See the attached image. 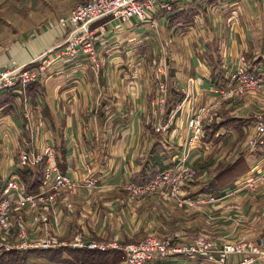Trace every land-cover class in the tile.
Returning a JSON list of instances; mask_svg holds the SVG:
<instances>
[{"label": "crops", "instance_id": "obj_1", "mask_svg": "<svg viewBox=\"0 0 264 264\" xmlns=\"http://www.w3.org/2000/svg\"><path fill=\"white\" fill-rule=\"evenodd\" d=\"M87 1L0 0V23L13 31L0 35V66L9 61L27 65L62 43L64 32L51 22L75 3ZM170 2L173 15L193 14L191 25L161 13L152 15L156 27L138 20L124 26L109 20L94 25L100 72L93 73L87 57L80 54L53 67L52 77L32 85L28 110L37 129L24 130L18 100L0 101V196L6 181L24 173L18 155L27 150L42 154L49 147L51 162L68 178L79 183L90 177L95 180L91 188L58 195L46 210H20L13 200V229L3 237L5 242L15 241L19 223L26 228L28 241L68 243L80 234L108 246V251L117 250L110 244L140 243L150 236L185 243L203 234L218 247L260 240L264 185L254 193L235 190L264 170V146L253 149L247 144L256 134V116H264V85L254 92L237 93L232 91L230 75L242 63L248 73L264 74V0ZM9 13L23 28L6 21ZM164 62L166 115L159 117L153 106L158 92L152 75L154 66ZM201 108L209 109L212 121L201 141L187 149V122ZM158 121L168 125L166 132H154ZM31 136L34 139L28 141ZM184 153L198 174L183 187L181 196L204 203L179 207L158 194L128 200L123 187L148 184ZM46 159L45 155L44 164ZM238 160L244 161L246 172L228 193L215 188L204 193L203 187H212L221 168ZM32 182L28 177L23 182L27 192L42 188L43 182L29 189ZM210 197L213 201L207 202ZM66 249L80 250L60 246L43 250L45 256L25 251V264H76L62 252ZM52 252L62 253L63 261L54 260ZM238 259L230 255L226 264ZM147 264L214 263L202 256H175Z\"/></svg>", "mask_w": 264, "mask_h": 264}, {"label": "built area", "instance_id": "obj_2", "mask_svg": "<svg viewBox=\"0 0 264 264\" xmlns=\"http://www.w3.org/2000/svg\"><path fill=\"white\" fill-rule=\"evenodd\" d=\"M190 3H199L205 0H187ZM161 13L165 16L173 14V4L170 0H90L79 4L59 15L54 25L64 32L62 43L50 51L40 55L28 65H40L29 69L28 65H18L9 61L5 67L0 66V94L12 92L17 100L23 103V116L29 123L31 116L28 110L26 89L37 83L47 68H53L66 63L78 55L87 57L89 69L97 74L102 63L96 51L97 36L94 25L102 19H109L119 26L127 25L132 20L148 23L156 27L152 15ZM153 80L157 84L158 97L153 104L154 111L161 117L166 109L167 97V66L164 63L154 66ZM230 82L237 93L254 92L264 85V74L255 76L247 72L242 63L230 75ZM231 94V93H230ZM225 95V94H222ZM20 97V99H19ZM209 109L201 108L196 111L187 122L188 139L187 149L199 143L204 129L210 125L212 118ZM29 128V126H28ZM154 132H166L168 125L160 121L154 124ZM256 135L251 137L247 144L250 148L264 145V116H256ZM186 150V148L184 149ZM45 155H51V149L46 148L42 154L29 155L22 152L18 156V163L23 167L35 166L44 161ZM43 185L37 192H27L23 189L18 177L6 181L0 196V254L10 252H24L29 250H49L60 246L80 250L105 251L108 247L88 241L80 234L75 235L68 243L57 244L54 240L28 241L26 228L17 224L15 241L7 243L3 239L11 235L13 223L10 221L13 200L17 209L33 211L50 209L58 195H72L81 188H91L95 185L93 178H87L82 183L76 182L60 173L50 157L45 160ZM197 170L187 164V154H181L170 169L160 173L146 185L128 184L123 187L129 201H140L143 197L157 195L165 201H174L179 207L184 205L193 207L204 203L202 200L186 201L182 198V189L191 180L196 178ZM264 182V175L251 179L247 187L253 189L255 183ZM213 199L208 198L207 202ZM206 203V202H205ZM109 248L124 253V260L119 264H147L155 259H166L175 256L195 257L202 256L214 264H226L230 255H238L236 264H264V234L258 242L243 241L236 244H224L218 247L203 234L195 235L185 243H175L169 237L150 236L144 241L134 244H110Z\"/></svg>", "mask_w": 264, "mask_h": 264}, {"label": "trees", "instance_id": "obj_3", "mask_svg": "<svg viewBox=\"0 0 264 264\" xmlns=\"http://www.w3.org/2000/svg\"><path fill=\"white\" fill-rule=\"evenodd\" d=\"M174 14V13H173ZM172 14L173 20H178L184 26H189L192 24V13H180V14ZM14 99V96L10 93H6L0 96V101L2 103H10ZM45 164L39 163L35 166H27L24 170V173H21V178L25 183L26 177L29 179L32 178V184L29 186V189H36L39 185L42 184L43 181V172H44ZM246 167L244 161L238 160L237 162L228 164L221 168L217 174L214 176L213 185H208L209 189L215 188L218 190H223L228 186H231L234 181L246 172ZM1 186V180H0ZM28 189V188H27ZM209 191V190H208ZM206 191V192H208ZM213 191V189H212ZM36 252V251H35ZM41 252L42 255H46L45 251H38L37 254ZM68 256L76 264H119L124 260V253L118 250H110V251H90V250H70L66 249L62 251ZM52 258L58 261H63L60 259L62 253L60 252H52ZM40 255V254H39ZM0 264H25L24 256L17 252L4 253L0 255Z\"/></svg>", "mask_w": 264, "mask_h": 264}, {"label": "rangeland", "instance_id": "obj_4", "mask_svg": "<svg viewBox=\"0 0 264 264\" xmlns=\"http://www.w3.org/2000/svg\"><path fill=\"white\" fill-rule=\"evenodd\" d=\"M90 1V0H89ZM88 2V1H87ZM78 3H81V2H78ZM78 3H75L76 5H79ZM86 3V2H85ZM82 4H84V3H82ZM75 5V6H76ZM73 8V7H72ZM71 9V8H70ZM69 9V10H70ZM16 20H18V18L17 17H15L13 14H11V13H9V15H7L6 16V21H13L14 23H15V25L18 27V28H23L22 26H20V24H18V22L16 21ZM56 20V19H55ZM55 20L53 21V22H51V25H52V27H56L55 25H54V22H55ZM106 20H109V19H102V20H100V21H98V22H96V24H95V26H97V25H99L100 23H102V22H104V21H106ZM51 25H49V26H51ZM16 26H14V27H16ZM95 28V27H94ZM13 33V31L9 28V26H7V25H4V24H1L0 23V35L1 34H4V35H7V36H9L10 34H12ZM1 37V36H0ZM8 38V37H7ZM64 40V39H63ZM28 65V64H27ZM40 65H38V64H35V65H28V68L29 69H35V68H37V67H39ZM52 69L53 68H47L46 70H45V72H44V74L42 75V77H40V80L37 82V83H34V84H39V83H41L44 79H48V78H50V77H52V75H53V71H52ZM101 70V69H100ZM100 70H99V72H100ZM98 72V73H99ZM97 73V74H98ZM167 83V82H166ZM33 84V85H34ZM32 85H30L27 89H26V97L28 98L29 96V89H30V87H31ZM8 93H10V94H12L13 96H14V99H16L17 100V96H16V94H14V93H12V92H8ZM34 98H36V97H34ZM13 99V100H14ZM19 99H20V97H19ZM20 106H21V116L23 117V120H24V126H23V128H24V130L26 131V132H28V130H35V128H36V126L34 125V123H33V121L32 120H30V122L28 123L27 122V120L24 118V116H23V114H22V112H23V110H24V108H23V103L22 102H20ZM163 115L165 116L166 115V109H165V111H164V113H163ZM162 117V116H161ZM28 126H29V129H28ZM255 127H256V122H255ZM37 129V128H36ZM256 132H257V130H256ZM256 135V134H255ZM31 138V139H30ZM29 139H28V141H32L34 138L31 136ZM25 140V142L27 141V137L24 139ZM262 146H264V145H262ZM259 147H261V146H259ZM47 148H49V147H47ZM256 148H258V146L257 147H254L253 149H256ZM22 152H24V153H26V154H29V155H38V154H35L32 150H27V151H22ZM21 152V153H22ZM20 153V154H21ZM19 154V155H20ZM18 155V156H19ZM49 156H52V153H51V155H49ZM48 155L46 156V158H48L49 157ZM43 162V161H42ZM42 162H40V163H42ZM53 163V162H52ZM55 165V164H54ZM56 166V165H55ZM193 167V166H192ZM57 168V167H56ZM195 168V167H194ZM23 169H26V167H23ZM44 169H45V166H44ZM58 169V168H57ZM196 169V168H195ZM59 170V169H58ZM197 170V169H196ZM60 171V170H59ZM44 173V172H43ZM60 173H62V174H64L63 172H61L60 171ZM197 174H198V170H197ZM65 175V174H64ZM216 175V174H215ZM264 175V170L263 171H261L260 173H258V174H256V175H254V176H251V177H249L248 178V180L247 181H243L242 183H239V187H238V189H236L235 191H240L241 189H244V190H247V191H249V192H251V193H254V192H256L257 191V186H262V185H264V182H262V183H260V182H258V183H255L254 185H253V189H250L249 187H247L246 185H247V183L251 180V179H256L257 177H260V176H263ZM21 176V175H20ZM197 177V176H196ZM19 178V182L22 184V186H23V189L25 190V187H24V183H23V181H22V178L21 177H18ZM195 180V178L193 179V180H191V181H194ZM190 181V182H191ZM43 182V181H42ZM189 182V183H190ZM188 184V183H187ZM231 186H228L227 188H225V189H223V190H218L219 191V193H228L230 190H231ZM203 189H207V191L209 190V188H208V185L207 186H205V187H203ZM244 190H242V191H244ZM26 191V190H25ZM241 191V192H242ZM204 193H211V191L209 190L208 192H204ZM65 195H68V194H65ZM151 197V196H150ZM20 210H23V209H20ZM27 211V210H26ZM34 211V210H33ZM10 221H11V216H10ZM11 223H12V221H11ZM0 235H2L1 233H0ZM94 242V241H93ZM96 243V242H95ZM97 244H99V243H97ZM131 244H133V243H131ZM102 245V244H101ZM125 245V244H124ZM106 246V245H105ZM108 247V246H107ZM107 250V249H106ZM36 252H38V251H43V250H35ZM25 252V251H24ZM24 252H17V253H20V254H22L23 256L25 255L24 254ZM36 254V253H35ZM38 254H40L41 256H42V253L41 252H39ZM1 255V254H0ZM44 256V255H43Z\"/></svg>", "mask_w": 264, "mask_h": 264}]
</instances>
